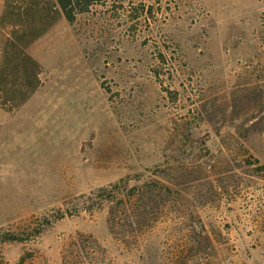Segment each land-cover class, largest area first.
<instances>
[{
	"label": "rangeland",
	"instance_id": "rangeland-1",
	"mask_svg": "<svg viewBox=\"0 0 264 264\" xmlns=\"http://www.w3.org/2000/svg\"><path fill=\"white\" fill-rule=\"evenodd\" d=\"M50 18L40 81L0 75V264H264V0Z\"/></svg>",
	"mask_w": 264,
	"mask_h": 264
},
{
	"label": "trees",
	"instance_id": "trees-1",
	"mask_svg": "<svg viewBox=\"0 0 264 264\" xmlns=\"http://www.w3.org/2000/svg\"><path fill=\"white\" fill-rule=\"evenodd\" d=\"M56 1L66 18L73 24L76 22L78 14L90 12L94 6L103 0ZM19 6L14 18H2L1 26L6 27L9 26V24H13L14 29L20 32L16 36L18 43L9 37V43H6V45L3 44V47H0L1 52L3 51V59L0 62L1 80L12 82L14 84L12 86L14 89L19 85V87H27L29 85V87H31L33 79L37 82L40 81V63L28 53L27 47L31 45L32 42L39 39L58 20V18H50L52 10H56L58 6L55 4L51 7L47 0H25L24 3ZM18 81H21V83H18ZM26 98L27 96H25L21 102L26 100ZM101 190L105 191L106 188L104 187ZM89 197L93 200V193L92 195H83L78 199L82 201V199ZM85 203L88 202L86 201ZM85 203H82V205ZM79 205L81 204L79 203ZM82 207H86V210L92 209L87 206ZM61 211V217H64L66 212L63 209ZM7 240L22 241V238L18 236H8Z\"/></svg>",
	"mask_w": 264,
	"mask_h": 264
}]
</instances>
